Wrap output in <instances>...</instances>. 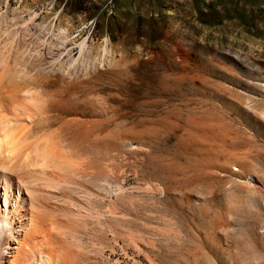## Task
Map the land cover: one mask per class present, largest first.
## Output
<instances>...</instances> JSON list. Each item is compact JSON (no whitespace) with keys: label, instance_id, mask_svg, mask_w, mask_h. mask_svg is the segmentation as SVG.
Instances as JSON below:
<instances>
[{"label":"rangeland","instance_id":"374dc122","mask_svg":"<svg viewBox=\"0 0 264 264\" xmlns=\"http://www.w3.org/2000/svg\"><path fill=\"white\" fill-rule=\"evenodd\" d=\"M55 2L70 38L99 44V76L73 89L99 88L97 151L122 149L120 137L141 138L146 151L129 165L164 186L162 200L151 194L135 212L167 228L162 236L150 231L152 264H264V0L11 6L44 14Z\"/></svg>","mask_w":264,"mask_h":264},{"label":"bare ground","instance_id":"6f19581e","mask_svg":"<svg viewBox=\"0 0 264 264\" xmlns=\"http://www.w3.org/2000/svg\"><path fill=\"white\" fill-rule=\"evenodd\" d=\"M12 6L0 0V264H152L150 231L167 228L135 212L164 186L129 165L145 143L98 152L99 88L74 91L99 76V44L70 38L57 2L44 14Z\"/></svg>","mask_w":264,"mask_h":264}]
</instances>
